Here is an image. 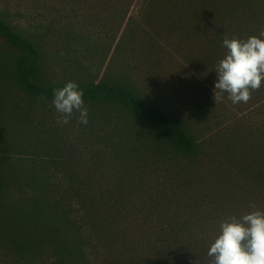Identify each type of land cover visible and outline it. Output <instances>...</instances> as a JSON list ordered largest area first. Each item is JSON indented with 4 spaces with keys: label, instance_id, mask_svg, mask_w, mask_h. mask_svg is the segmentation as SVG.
I'll return each mask as SVG.
<instances>
[{
    "label": "trees",
    "instance_id": "trees-1",
    "mask_svg": "<svg viewBox=\"0 0 264 264\" xmlns=\"http://www.w3.org/2000/svg\"><path fill=\"white\" fill-rule=\"evenodd\" d=\"M34 2L23 21L0 8V264H211L220 223L264 209V103L228 133L201 134L132 80L129 62L151 56L156 32L130 14L134 0ZM252 3L149 5L224 56L225 37L257 35ZM113 45L120 62L101 75ZM70 80L87 125L78 113L45 122Z\"/></svg>",
    "mask_w": 264,
    "mask_h": 264
},
{
    "label": "rangeland",
    "instance_id": "rangeland-1",
    "mask_svg": "<svg viewBox=\"0 0 264 264\" xmlns=\"http://www.w3.org/2000/svg\"><path fill=\"white\" fill-rule=\"evenodd\" d=\"M154 1L134 0L130 9V14L138 22L142 19V14L146 13L155 23L156 30V32L150 31L155 37L148 45L151 56L139 57L137 60L134 58L129 62L133 63L132 80L148 97L157 100L169 111L181 115L201 134L228 133L235 122L247 115L256 103L259 105L264 103V84L258 90L251 92V99L247 103L239 104H233L228 99L227 93L221 94L219 90H214L216 79L214 71L223 56L222 53L220 56L218 52L212 54V49L190 39L178 29L169 31L163 15L159 12L161 6L151 8L153 6L149 5V2ZM252 6L262 13V23L249 27L251 31L257 32L256 36H259L264 32V0H254ZM0 8H6L12 16L23 21L22 14L34 13L35 2L34 0H0ZM172 9V6L168 7V10ZM180 9L174 13L175 16L181 15ZM173 25L181 28L184 23L174 18ZM113 49L114 45L101 67V75L107 66L116 68V64L120 62L110 64ZM120 55H128V51H123ZM52 116L54 119H59V116L45 114L44 121L51 122ZM3 261V264H10L12 260L4 257Z\"/></svg>",
    "mask_w": 264,
    "mask_h": 264
},
{
    "label": "clouds",
    "instance_id": "clouds-1",
    "mask_svg": "<svg viewBox=\"0 0 264 264\" xmlns=\"http://www.w3.org/2000/svg\"><path fill=\"white\" fill-rule=\"evenodd\" d=\"M222 46L226 52L214 71V90L227 93L233 104L247 103L251 92L264 84V32L247 39L225 37ZM52 105L58 123L67 124L78 113L79 123L87 125L84 90L76 81L54 88ZM207 255L213 258L211 264H264V209L222 221Z\"/></svg>",
    "mask_w": 264,
    "mask_h": 264
}]
</instances>
